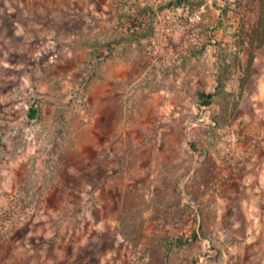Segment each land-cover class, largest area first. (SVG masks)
Segmentation results:
<instances>
[{
	"label": "rangeland",
	"instance_id": "374dc122",
	"mask_svg": "<svg viewBox=\"0 0 264 264\" xmlns=\"http://www.w3.org/2000/svg\"><path fill=\"white\" fill-rule=\"evenodd\" d=\"M245 1L255 23H198L159 66L151 24L115 33L122 0H0L11 264H264V0Z\"/></svg>",
	"mask_w": 264,
	"mask_h": 264
},
{
	"label": "built area",
	"instance_id": "2783aa9c",
	"mask_svg": "<svg viewBox=\"0 0 264 264\" xmlns=\"http://www.w3.org/2000/svg\"><path fill=\"white\" fill-rule=\"evenodd\" d=\"M124 19L115 25V33L137 37L146 23L151 24L153 36L146 54L159 66L176 60L189 43H196L198 23H255L256 11L246 7L245 0H122ZM191 33L177 37V31ZM206 107L207 105H203ZM137 249L132 264H141Z\"/></svg>",
	"mask_w": 264,
	"mask_h": 264
},
{
	"label": "trees",
	"instance_id": "16d2710c",
	"mask_svg": "<svg viewBox=\"0 0 264 264\" xmlns=\"http://www.w3.org/2000/svg\"><path fill=\"white\" fill-rule=\"evenodd\" d=\"M213 96H214L213 93H207L205 91H200V92H198V100H199V103L201 105H209L213 101ZM38 113H39V108H38L37 101H36V99L32 98V102H30V105L28 107L27 117L30 120H34V119L37 118ZM2 143H3L2 142V137L0 136V148L2 146ZM178 241L180 243H183V241H182L181 238H179Z\"/></svg>",
	"mask_w": 264,
	"mask_h": 264
},
{
	"label": "crops",
	"instance_id": "0c3cea01",
	"mask_svg": "<svg viewBox=\"0 0 264 264\" xmlns=\"http://www.w3.org/2000/svg\"><path fill=\"white\" fill-rule=\"evenodd\" d=\"M257 176L255 177V181L253 183L254 187L256 188H261L264 187V167L261 166V168L258 170V173L256 172ZM250 175V174H249ZM251 178V177H250ZM248 177V179L250 181H252L253 179H250ZM254 178V177H253ZM6 247L0 246V264H11L12 260H13V256L12 253H16V248L12 249V248H8V253H7V248ZM6 253V254H5ZM16 257V256H15ZM4 260V262H3Z\"/></svg>",
	"mask_w": 264,
	"mask_h": 264
}]
</instances>
